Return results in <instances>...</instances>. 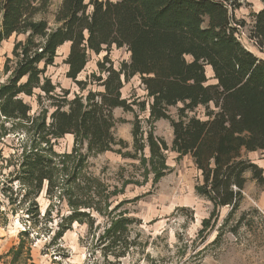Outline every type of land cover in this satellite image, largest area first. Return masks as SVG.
I'll return each mask as SVG.
<instances>
[{"label": "trees", "instance_id": "16d2710c", "mask_svg": "<svg viewBox=\"0 0 264 264\" xmlns=\"http://www.w3.org/2000/svg\"><path fill=\"white\" fill-rule=\"evenodd\" d=\"M260 1L261 7L252 13L249 37L264 52V0ZM51 2L0 0V45L13 35H25L13 48L11 76L0 84V115L22 120L32 134L17 180L32 186L36 195L45 183L48 194L56 193L58 166L47 150L53 147V139L66 134L87 140L89 152L108 150L116 140L113 110L134 111L122 88L138 75L150 98V117L171 120L174 148L192 155L203 180L197 190L215 207L239 206L248 169L264 183L263 169L241 159L245 148L264 149V57L238 38L239 26L246 21L237 20L233 12L242 0H61L55 28L39 18ZM63 45L68 48L66 76L81 90L88 83L78 76L91 53L106 51L97 61L100 72L91 75L90 83L96 88L72 97L69 89L57 91L47 71ZM112 46L126 47L130 53L120 67L110 57ZM35 94L40 100L48 99L52 110L32 115L25 96ZM177 104L183 106L179 118L173 119L169 108ZM202 106L203 117L190 114ZM140 132L139 122L134 137L138 139ZM148 136L152 156H160L166 143ZM43 143L45 147L39 146ZM83 217L93 223L91 213L74 210L62 222L59 234ZM133 222L132 217L121 215L105 227L100 245L107 264L121 263L133 243L129 239ZM110 255L117 260L109 261Z\"/></svg>", "mask_w": 264, "mask_h": 264}, {"label": "rangeland", "instance_id": "374dc122", "mask_svg": "<svg viewBox=\"0 0 264 264\" xmlns=\"http://www.w3.org/2000/svg\"><path fill=\"white\" fill-rule=\"evenodd\" d=\"M60 2L52 0L48 10L39 15L52 28L58 25L54 18ZM261 5L260 0H242L233 13L240 22L246 21L245 26H239L240 41L264 57L249 37L252 13ZM1 21L0 11V27ZM22 38L25 35H13L0 45V84L15 68L13 48ZM67 53V46H61L55 65L47 71L57 91L69 89L72 97L96 88L90 83L91 75L100 72L97 61L106 51L91 53L85 70L78 76L87 80L85 90L66 76ZM110 57L120 67L123 60H129L130 53L126 47L112 46ZM207 74L213 83L214 74L209 67ZM122 92L132 102L134 111L122 107L113 110L116 140L108 150L89 152L87 140L77 141L72 134L53 139V147L48 146L47 152L58 166V186L53 194L47 193L46 183L36 195L32 186L16 179L23 153L32 146V134L22 120L0 115V254L5 263L107 264L100 245L103 231L112 219L128 215L134 219L129 226L133 243L120 264H264V183L260 184L248 169L239 206L234 210L215 207L209 197L197 190L203 180L192 155L174 148L171 120L150 117V98L141 77L127 81ZM25 99L32 115L52 110L50 101L40 100L37 94ZM182 106L169 108L171 118H179ZM204 112L202 106L190 114L203 117ZM139 122L141 132L137 139L133 132ZM149 134L159 143H166L160 156H152ZM241 159L256 163L264 174V149L245 148ZM74 210L91 213L93 223L83 217L60 235L62 222ZM108 258L117 260L112 255Z\"/></svg>", "mask_w": 264, "mask_h": 264}, {"label": "crops", "instance_id": "0c3cea01", "mask_svg": "<svg viewBox=\"0 0 264 264\" xmlns=\"http://www.w3.org/2000/svg\"><path fill=\"white\" fill-rule=\"evenodd\" d=\"M0 264H6L4 258L1 256V254H0Z\"/></svg>", "mask_w": 264, "mask_h": 264}]
</instances>
